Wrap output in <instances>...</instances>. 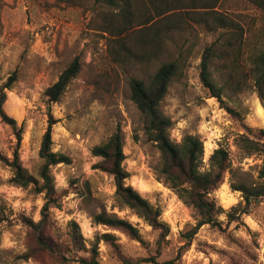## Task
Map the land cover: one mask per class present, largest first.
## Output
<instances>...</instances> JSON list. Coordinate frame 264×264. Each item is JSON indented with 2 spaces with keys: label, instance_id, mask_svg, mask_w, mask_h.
I'll return each instance as SVG.
<instances>
[{
  "label": "rangeland",
  "instance_id": "obj_1",
  "mask_svg": "<svg viewBox=\"0 0 264 264\" xmlns=\"http://www.w3.org/2000/svg\"><path fill=\"white\" fill-rule=\"evenodd\" d=\"M224 18L244 29L242 58L257 46L264 47V12L250 0H117L112 7L96 0H0V86L17 72L4 108L18 127L23 126L20 161L38 175L49 108L58 119L52 129L53 151L70 159L52 167L59 204L51 208L49 232L63 244L65 255L75 259L71 264L88 257L105 232L116 235L128 259L156 253L158 232L136 211L118 205L113 176L95 168L101 158L93 155V147L107 142L118 129L123 135L124 166L131 174L128 183L138 191L146 189L140 193L161 209V219L170 226L158 258L161 264H264V198L248 214L232 221L222 214V227L203 224L191 237L200 215L160 178L161 152L145 133L143 116L131 98L132 77L148 83L163 62L181 61V72L160 106L173 120L170 137L180 143L188 134L200 136L204 168L216 148H228L233 169L211 197L226 210L237 205L242 196L231 183L256 182L263 161L258 153L245 154L239 135L245 132L244 124L264 129L259 113L264 102L250 72L248 87L233 91L226 84V73L220 71L222 62L214 61L212 76L225 87V103L241 113L239 120L210 96L200 79L205 49L219 47L229 36V27H222ZM123 19L129 28L122 44L115 41L113 27ZM141 29L148 36L143 48L136 39ZM76 56L81 58V71L60 101L49 103L45 90ZM248 69L245 63L244 71ZM17 143L15 130L0 117L1 153L12 160ZM12 176L11 167L0 160V264H60L43 254L26 258L33 241L25 217L39 221L45 199L32 186L14 184ZM99 212L131 222L146 244L95 223L93 215ZM73 220L86 250L70 242ZM99 251L101 264H123L103 241Z\"/></svg>",
  "mask_w": 264,
  "mask_h": 264
},
{
  "label": "trees",
  "instance_id": "obj_2",
  "mask_svg": "<svg viewBox=\"0 0 264 264\" xmlns=\"http://www.w3.org/2000/svg\"><path fill=\"white\" fill-rule=\"evenodd\" d=\"M106 6H116L117 0H96ZM264 12V0H250ZM222 27H229V36L226 42L216 48L215 44L208 46L200 63V79L209 91L210 96L216 97L233 117L242 120L241 113L228 106L224 101L225 87L219 85L212 76L210 69L214 61H221L220 71L226 73V84L233 91H241L248 87L246 75L250 72L255 80V86L259 97L264 102V47L257 46L253 52L242 58V36L244 29L235 28L233 21L221 19ZM148 23V22H147ZM118 40L124 43V32L129 28L127 19L113 27ZM143 28V27H142ZM136 37L138 44L143 48L148 41V36L141 29ZM122 38L123 41H122ZM221 51V52H219ZM249 65L248 71H244V64ZM181 61L170 60L163 62L151 76L149 82L141 78L132 77L130 80L131 98L140 110L144 119V130L148 138L153 141L162 155V168L160 178L176 191L179 198L186 204L195 208L200 220L190 233L192 237L203 224L222 227L219 216L225 214L229 221L236 220L243 214H248L251 207L264 198V129H253L244 124L245 132L239 135V143L246 155L255 153L263 157L259 169L258 179L254 183L232 182L231 188L239 191L242 200L231 209H224L213 197L212 193L223 183L225 175L233 169L230 151L224 146L216 148L211 154L208 167H203L204 143L198 135L188 134L180 143L174 142L170 137L173 120L161 109V102L168 92L173 79L181 72ZM82 69L80 56H76L62 71L58 79L45 90L49 103L60 101L70 82L77 77ZM17 80V72L9 76L7 82L0 86V117L16 132L18 139L14 158L10 160L0 151V160L11 167L13 176L11 181L22 187L32 186L36 193H43L45 203L41 210V218L34 221L25 217V222L30 229L33 246L25 254L26 258L39 254L47 255L60 264H71V257H67L63 251L64 246L49 232L51 226V208L58 206L56 187L52 167L60 163H69L70 159L63 153L53 151L52 129L58 119L54 117L51 109L48 111V127L43 135L40 157L42 165L38 175L30 173L21 163L19 147L22 140L23 126L18 127L17 121L6 112L4 105L7 100V89H10ZM123 135L120 129L108 139L107 142L93 147L92 153L101 160L95 164L98 168L113 176L116 187V201L121 207H128L136 211L152 228L158 232L157 249L154 255L142 257L136 260L126 258L121 250L115 234L105 232L98 236V241L89 250L88 257H79L78 264H101L99 260V243L103 241L113 249L123 264L153 263L161 264L158 260L162 253V242L170 233V226L161 219V209L153 205L140 191L128 183L131 174L124 166L126 155L124 153ZM93 221L105 225L111 229L124 232L129 238L146 244L139 229L126 219L107 212H99L93 215ZM70 242L72 246L86 250L84 237L79 224L76 221L70 223Z\"/></svg>",
  "mask_w": 264,
  "mask_h": 264
},
{
  "label": "bare ground",
  "instance_id": "obj_3",
  "mask_svg": "<svg viewBox=\"0 0 264 264\" xmlns=\"http://www.w3.org/2000/svg\"><path fill=\"white\" fill-rule=\"evenodd\" d=\"M259 113H260L262 116H264V110L262 109V107H259ZM143 187H145V186H143ZM145 190H146V189H145ZM145 190H140V191L144 192Z\"/></svg>",
  "mask_w": 264,
  "mask_h": 264
}]
</instances>
